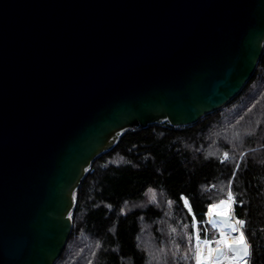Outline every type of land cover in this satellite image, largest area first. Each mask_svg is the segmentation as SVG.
<instances>
[{"label":"water","instance_id":"obj_1","mask_svg":"<svg viewBox=\"0 0 264 264\" xmlns=\"http://www.w3.org/2000/svg\"><path fill=\"white\" fill-rule=\"evenodd\" d=\"M263 45L264 0H0V264H54L93 161L223 108Z\"/></svg>","mask_w":264,"mask_h":264},{"label":"trees","instance_id":"obj_2","mask_svg":"<svg viewBox=\"0 0 264 264\" xmlns=\"http://www.w3.org/2000/svg\"><path fill=\"white\" fill-rule=\"evenodd\" d=\"M229 192L234 204L221 206ZM185 202L215 233L212 211L231 207L245 223L249 264H264V45L252 77L223 108L189 126L128 131L93 161L54 264H193Z\"/></svg>","mask_w":264,"mask_h":264},{"label":"bare ground","instance_id":"obj_3","mask_svg":"<svg viewBox=\"0 0 264 264\" xmlns=\"http://www.w3.org/2000/svg\"><path fill=\"white\" fill-rule=\"evenodd\" d=\"M219 216L227 220L228 226H225L223 222L218 219ZM237 221L241 220L234 217L229 208L212 211L211 223L215 227L217 235L213 239L207 240L209 242L208 244H205V240H197L196 246L197 254L199 253L200 255V264H245V262L249 264L248 253L247 255L239 256L232 251V248L230 249L227 247V245L236 244L234 243V238H238L243 234V228H240L239 224L236 223ZM214 248H220L222 250L221 254L216 258L213 257Z\"/></svg>","mask_w":264,"mask_h":264},{"label":"rangeland","instance_id":"obj_4","mask_svg":"<svg viewBox=\"0 0 264 264\" xmlns=\"http://www.w3.org/2000/svg\"><path fill=\"white\" fill-rule=\"evenodd\" d=\"M227 199H228V197H227ZM231 202H232V204H234V200H232ZM185 206H186L187 210L189 211V213H190V215L192 217V235H191V238H192V244L191 245L192 246H191V249H190L189 247H187V246L184 245V247L180 250V252L184 255V254H186L189 251V249L192 250V254H193V264H197V246H196V242H197V240L200 239V238L197 239V237H200V235H199L200 230H202L204 236H207L208 238H211L213 236L216 237L217 231L215 233V232L211 231L210 228L208 226H206L205 224H201L199 222L198 216H195L191 212V210H189L191 208L188 205H185ZM229 209H231V211H232V208L231 207ZM232 213H233V211H232ZM233 215H234V213H233ZM193 221H195V224H193ZM243 236L245 237L244 233H243ZM245 239H246V237H245Z\"/></svg>","mask_w":264,"mask_h":264},{"label":"snow or ice","instance_id":"obj_5","mask_svg":"<svg viewBox=\"0 0 264 264\" xmlns=\"http://www.w3.org/2000/svg\"><path fill=\"white\" fill-rule=\"evenodd\" d=\"M232 200H233L232 194H231V192H229L227 201H222L221 202V206H223L224 204H226L227 202H230ZM236 223L242 225L243 222L242 221H237ZM193 224H195V221H193ZM197 239H199V237H197ZM208 243L209 242L207 241V239H205V244H208ZM234 243L242 246L241 250L243 251L244 255H247V248L243 247L244 244H245L243 234H241L238 238H234ZM227 247H229L231 249L232 245H227ZM210 253H211V249H210ZM197 262H198V264H200V255H199V253L197 254ZM245 264H246V262H245Z\"/></svg>","mask_w":264,"mask_h":264}]
</instances>
